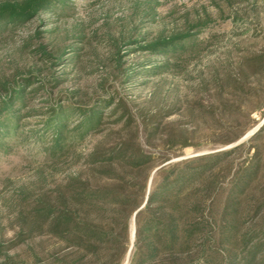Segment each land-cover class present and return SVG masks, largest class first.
Returning <instances> with one entry per match:
<instances>
[{
	"label": "trees",
	"instance_id": "trees-1",
	"mask_svg": "<svg viewBox=\"0 0 264 264\" xmlns=\"http://www.w3.org/2000/svg\"><path fill=\"white\" fill-rule=\"evenodd\" d=\"M73 3L0 0V37L43 15H73ZM208 26L200 20L185 32L145 38L139 48L164 61L142 64L137 71L177 73L187 56L201 54L197 38ZM263 65L264 55H258L240 66L238 78L213 66L186 75L195 81L196 93L213 89L217 101L207 112L222 127L225 144L240 140L264 117L258 88L245 81L248 71L256 74ZM133 73L122 70L123 79L131 80ZM36 80L34 74L20 76L0 87V153L34 143L49 162L70 157L85 168L21 212L19 236L39 231L46 241H33L28 259L0 250V264H264V225L243 230L245 218L264 211V123L228 150L176 159L181 152L169 154L164 147L184 140L183 132L163 127L181 109L179 99L167 105L155 87L150 98L136 104L105 86L84 97L79 91L55 95L44 83L28 90ZM40 91L44 104L29 108ZM251 94L258 106L250 110L242 98ZM252 110L260 117L253 118ZM30 115L36 120L29 128ZM186 116L196 119L192 106ZM242 117L249 122L243 129ZM97 135L102 136L88 152L79 151ZM158 141L162 147L152 151Z\"/></svg>",
	"mask_w": 264,
	"mask_h": 264
},
{
	"label": "rangeland",
	"instance_id": "rangeland-1",
	"mask_svg": "<svg viewBox=\"0 0 264 264\" xmlns=\"http://www.w3.org/2000/svg\"><path fill=\"white\" fill-rule=\"evenodd\" d=\"M74 2L76 9L73 15H43L41 19H34L0 37V87L12 84L20 76L34 74L37 80L28 90L44 83L48 84L47 90L55 95L63 93L67 96L79 91L84 97L101 93V87L105 86L133 100V104L150 98L154 89H159L167 105L175 98L180 100L176 108L181 109L168 116L163 127L175 126L183 132L184 140L164 147L169 154L181 152L176 159L228 150L247 140L252 131H257L264 117L259 124L246 129L237 142L223 143L224 138L220 136L222 127L212 121L207 112L217 101L215 95H211L213 89L196 93L192 89L195 81L186 75L213 66L226 69L238 78L244 62L264 55V0ZM200 20L209 22V26L198 34L201 54L187 56L177 73L148 76L137 71L142 64L149 66L152 62L164 61L163 57L139 48L146 43L145 38L150 41L160 33L168 36L172 32H185ZM122 70L134 72V77L125 81ZM184 72L185 76L182 75ZM56 79L58 83L53 84ZM245 81L247 85L258 88L263 102L259 106H264V65L256 74L248 71ZM45 100V93L40 91L29 108L40 107ZM242 100L244 107L250 110L258 106L254 94L243 96ZM188 106L194 108L196 119L186 116ZM251 116L259 118V111L252 110ZM35 120L36 117L30 115L25 118V125L30 128ZM248 124V120L242 117L239 128L243 129ZM100 136L85 140L79 151L88 152ZM183 143L189 146L181 148ZM161 147L158 141L150 148L154 151ZM244 155L243 150L236 159ZM84 168L83 162L70 157L60 162H49L44 151L34 143L17 145L8 154L0 153V250L27 258L33 241H46V234L39 231L30 234L26 230L19 236L21 212L63 183L70 174ZM244 220V231L260 225L263 227L264 211Z\"/></svg>",
	"mask_w": 264,
	"mask_h": 264
},
{
	"label": "water",
	"instance_id": "water-1",
	"mask_svg": "<svg viewBox=\"0 0 264 264\" xmlns=\"http://www.w3.org/2000/svg\"><path fill=\"white\" fill-rule=\"evenodd\" d=\"M263 119H264V118H263ZM263 123H264V120L262 121V123H261L260 125H262ZM260 125H259V126H260ZM259 126H258V127H259ZM257 129H258V128H257ZM257 129H256V130H257ZM254 132H255V131H252L250 134L252 135ZM238 144H239V143H237V144H235V145H238ZM133 234H134V231H133Z\"/></svg>",
	"mask_w": 264,
	"mask_h": 264
}]
</instances>
